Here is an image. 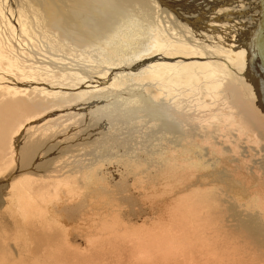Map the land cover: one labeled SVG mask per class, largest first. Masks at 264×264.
<instances>
[{
    "label": "bare ground",
    "instance_id": "1",
    "mask_svg": "<svg viewBox=\"0 0 264 264\" xmlns=\"http://www.w3.org/2000/svg\"><path fill=\"white\" fill-rule=\"evenodd\" d=\"M6 1H8L7 5H5L7 3L5 1V3H1L4 16H0V23H2V25L5 23L7 26L12 27L13 34L17 39L16 42L18 47L24 46L19 38L24 39L27 37V39L25 38V42L31 44L35 26L33 27V25H29L30 23L28 24L23 22L24 20L22 21L21 18L25 15L23 11L20 10L22 9L21 6L18 9L14 0ZM25 1H28L29 3L31 2L30 0ZM80 1L68 0L67 4L71 3L73 5L72 8L77 12L78 7L82 10L81 5L83 3ZM107 1L111 2L110 0ZM187 1L186 4H189ZM99 2L102 1L99 0ZM164 2L167 4L165 0ZM102 3L105 10L114 5L112 2L111 4H107L108 2L106 1L105 3ZM228 3L233 5L232 8L238 7V9H241V12L239 13V21L241 19V25L237 26V32H234L235 34L233 32L230 34H224L227 39L226 41L228 42L227 44H229L227 46L231 48V45H233L232 50L235 54L236 61L231 60L232 58H230L228 61L225 59L220 63V59L213 53L209 54L208 57L206 56V58L201 56L193 57V48L191 49L193 53H190L193 56L190 58H184L179 62H177V60L163 58L161 57L162 54L160 55L155 53V51H152V49L158 50L162 47L159 45L160 40L152 38H155L154 33L153 36H149V42L147 36H145L148 35L146 33H150L151 35L153 30L147 29L145 31L144 29L133 27L129 24L130 22H124L123 20L120 22V27L109 32L105 36V39H102L101 43L99 42L100 44H94L91 46V51L100 50L104 47L110 46V41L113 42L114 39L119 40L123 38L122 43L127 45L124 46L121 42H119L121 45L114 43L115 45H113V48L109 47V49H106L103 52L99 51V53L94 56L93 64L95 62L102 63L95 66L97 71H101L97 72L90 69L92 72L87 73L78 69V73L76 72L77 76L74 75L71 77L78 78L79 76V78H82L81 76H84L86 79L90 80L93 86L98 84L99 86H104V89H108L109 87L103 84L108 83L109 79L102 77L98 78L97 76L98 74L100 75L99 72H103L106 64L112 65L111 63H108V60L114 62L116 57H124L127 61L134 63V65L139 64L137 68H133V75L149 73L148 75L151 74L152 78L158 75L155 74L156 71H152V68L159 66L161 63L167 64L169 61H174V63L177 62V65L180 63L182 70H184L182 62L188 65H194L195 63L203 64L204 66H207V72L209 71V67L213 65L214 67L210 71L214 72V74H212L214 75V80L212 78L213 76L210 74L211 80H209V84L214 83L216 87L218 85V90L220 91L217 93L219 101L216 102V105L213 103L215 106L212 107L213 109H209L210 111L208 114V109H199L198 106H196L197 108H194V105L191 107L189 103H186L187 99L184 98L186 96H178L177 93L179 94L180 90L173 89L170 93H166L165 91L161 92V94L166 93L168 96L162 95L163 97H161V95L159 96L158 94V97L156 99L154 98L155 100L164 99L167 100V102L163 101L162 105L153 108L155 105L150 103V100H153V98H149L150 100L146 98V93L150 89H146L143 96H140V98L138 97L141 101V103L139 102L138 104L140 107L143 103L147 105L148 110L146 111L142 108L143 106L141 107L142 110L148 112L149 120H159L156 124H158L161 129L165 130L160 133L166 135L165 138L161 135V139L164 138V140L161 141L163 144L156 143L154 145L155 147H153L148 143V140V145L146 144L145 146H142V149H132L135 153L133 156L135 158L134 164L140 165L139 169L138 166L136 169H133V167L129 168L130 166L128 167V164L123 163L122 160H127V158L121 157L122 159H116L112 156L110 164L107 167L108 171L111 173L114 170L121 178V181L119 183L117 182V185H113V182L110 179H108V183L106 182L107 187L112 189V193L109 189L104 191L101 190V183H103L104 186L105 178L103 179L99 176L100 179L97 177V183L92 181L95 179L92 178V175L94 174L92 173L91 175V173H89L92 170V167L90 166L82 168V166H75V164L72 166L73 164L71 163L72 165L71 167L68 166L67 172L65 171L64 174L60 175L63 178L54 180H50L51 175L57 177L59 174L53 175V170L48 172V170H51L52 168H46L45 171L40 169L42 170V172L39 173V177L42 178V181L40 182L29 179L31 176H25L23 179L15 176V173L12 174L9 184H7L8 181L4 184L6 189H10L9 192L3 193L5 190V188H3L1 189L2 193H0V195H4V198L0 201V264H264V0H230ZM93 5L95 7L98 3ZM176 6H178V4ZM10 7H14V12L12 14L8 9ZM101 7L102 6L100 5V8ZM67 8L68 7H66V10ZM140 8L143 10L142 7ZM171 9H173V7ZM5 10L9 12L10 15L6 12L4 13ZM31 11H33V9L30 10V12ZM190 11L191 10H189V12ZM181 13L183 14V12ZM6 14L8 15L6 16ZM231 14H234V12H231ZM19 15L22 17H19ZM170 15H173V13L169 14V16ZM189 15L192 16V14ZM189 15L186 16L189 17ZM216 17H218V15ZM216 17L215 19H217ZM210 18L214 17L211 16ZM126 19L130 20V17L125 18L124 20ZM61 20L56 18L53 20L54 22H52V25L55 26L57 23L63 25ZM201 21H203L202 27L195 23V25H192L193 28L199 26L200 31L201 29L207 31V26L211 27L207 22V18L204 20L202 19ZM71 22H75V20H72ZM71 22L66 18L64 25H69ZM111 22L110 17L109 22H105L107 23L104 25L105 28H110ZM225 22L227 21L225 20ZM76 24L77 23L75 22L74 25ZM140 24L143 25L142 23ZM175 24L177 23H174V25ZM25 25L29 26L30 34H32V36L27 33L29 32V29L26 28ZM79 26L84 27L88 25ZM185 26L187 25L185 24ZM180 27H183L182 24ZM190 28L191 30L193 29L191 25ZM160 30L157 32L159 39L164 37V33ZM195 30L196 31L193 29L194 34L195 32H198V29ZM213 31H215V29ZM77 32L83 34L82 30H77ZM101 32L103 33V31ZM41 34L39 35L42 37L43 35ZM140 34H144L145 37ZM0 35H4V33L0 32ZM61 35L69 40L74 39L73 35H69L67 30L62 32ZM200 37L198 40H200ZM184 38H186L185 40H188L187 36ZM192 38L190 39V42L193 40L195 41V38L193 40ZM209 39H211V37ZM112 42L111 44H113ZM0 43V85L7 84V86L12 85L17 88L16 91L15 89L8 92L3 91L6 92V94L9 93L7 101L4 102L9 103L10 105L13 103L16 108H14L15 111L9 109V107H6L7 112L6 109H4L5 113L0 111V116L3 117L2 120H0H4L0 128V166L5 168V165L10 161L11 154H14V152L18 150L15 149L19 144L15 142H18L19 138L17 137L15 142L11 141V137L14 136L13 130L15 132H20L21 127L24 126L23 124L32 122L33 120L40 123L45 119H50L52 116L56 115L58 111H52L57 105L55 99H50L48 101L47 98L51 96H44L45 98H42L41 95L35 93V91L49 90L48 84L47 86L39 84V82L37 83L34 80H31L30 77L29 80L24 79L25 77L23 78V76H26L27 74L23 73L24 69L23 72H21L23 73L22 76L19 74L17 76L18 80L21 81H11V78L16 76V72L19 73L18 70L20 68H17L18 70L16 68L14 69L11 61L13 58L9 60V58L6 57L7 54L5 55V51L3 50V37L1 36ZM145 43H147V46H144ZM40 44L42 45L43 42ZM31 45H29V47ZM86 45L89 46L90 44ZM204 45L207 46L205 42ZM72 46L73 45H71V47ZM140 46L144 48H141ZM136 47H139V49L134 50L133 48ZM185 48L187 49V47ZM185 48L183 47V49ZM210 48L212 49L213 46ZM30 49L28 48L31 53L35 54L32 51L33 49ZM91 51L90 49L89 51L87 50L89 55L94 53H90ZM104 52L111 53V57L108 58L105 56L107 58L105 62L100 61ZM160 52H162V50ZM177 53H179V51ZM202 53V56H204L203 50ZM86 54L84 55L86 56ZM165 54L166 53L163 55ZM186 54L187 52L184 55L186 56ZM173 55L171 58H173ZM175 55L177 54L175 53ZM187 55L189 57V54ZM35 59L38 60L37 58ZM96 59H99V61H96ZM18 60H16L17 63ZM43 63L45 64V62ZM54 63L50 62L52 66L55 65V67L58 68L56 63ZM28 64H26L27 68H30L28 67ZM168 64L167 67L169 66ZM22 65L23 64H21V66ZM75 66L77 67V65ZM112 67L114 68L115 66ZM123 67L128 66L123 65ZM56 68L52 67V69ZM119 69V74L124 72L129 73V71L123 70L122 67ZM165 69H162V71ZM167 69L165 71H167ZM20 70L22 71V69ZM58 70L63 71L65 69L58 68ZM185 70L186 72H189V74L187 73L189 76L192 74L194 68L186 67ZM195 70L198 71L197 68ZM32 71H34V69ZM216 71L218 75L216 74ZM175 72L176 71H174V73ZM33 75H38L41 80L43 78L40 72ZM48 75L50 76L49 73ZM146 77H148L147 74ZM182 81L181 83H183ZM167 82H169V80H167ZM186 82L187 81L184 83ZM49 83H58L61 88L64 85L66 86V84L61 81L57 82V80L56 82L51 81ZM169 83L171 84L172 82L170 81ZM70 86L75 87L78 85L73 83V85ZM52 89L54 90V88ZM93 89L96 88L93 87ZM62 91L64 90H60V92ZM16 94L18 96H16ZM116 94V100L114 99V103L116 102L117 104L113 106L114 110L112 111L116 113L117 108L120 110L123 108V110L119 112V116L127 115V107L130 108L131 105H134L135 103L130 102V106H128V101L122 102L118 97L119 95H128L130 96L129 99H131L134 95L126 93L119 94L118 92H116ZM189 95L191 94L189 93ZM91 97L92 95L88 94L87 96V92H83L81 94H72L69 100L73 101L75 98L86 102L90 100ZM86 98L87 100H85ZM194 99L196 100V98ZM64 101L66 104H69L66 99ZM43 103L46 104L43 105ZM194 104H196V102H194ZM47 105H50V111L42 110V108H45ZM107 105H110V102H108ZM104 109L108 112H112L109 111L108 107H104ZM40 111L43 114L42 117L38 116ZM222 111L230 113H233L234 111L233 114L235 117H230L232 121L231 125L227 124L221 128L223 131L224 128L231 127L232 129L230 128V131L224 130L225 132L221 131L222 133H217L219 130L218 124H212L216 119H211L216 113ZM83 112L85 115L89 114L87 113V110ZM97 112L98 111H96V113ZM130 115L132 116L134 114L131 113ZM95 120L99 127L98 129L96 128L99 133L97 137L102 139V143L105 141L106 143L110 142L112 144L114 142V144H116L117 140L114 141L116 138L115 135H122L119 133L121 130H124L125 134H127L134 129V127L131 126L133 124L129 123L124 124L126 125V127H124L125 129H121L120 121L116 120V118L114 119V116L105 113L103 110H100L95 115ZM114 122L115 128L120 129L116 130L115 133L112 130L114 129ZM204 122H211V124L206 125L207 127L205 126V128H203L202 124H204ZM30 124L28 125L30 126ZM94 124L95 123H93V127H95ZM47 125L48 127H46ZM155 125L154 127L158 126ZM37 126L35 125V127ZM43 126L44 128L46 127V129L51 127L47 123L43 124ZM129 126H131L130 129ZM150 129L152 130V127ZM127 142H129V140H127ZM125 147H122V151H119V155L130 150L127 145ZM240 148H242V151ZM132 150H130V152ZM169 151L173 152L172 154L175 153V156L172 158L171 156L169 157ZM62 152H64V150ZM165 152H167V154L163 156L160 161H157V159L154 158V154L158 155L156 153L163 154ZM242 152L245 156L241 155ZM143 153H145V155H142ZM252 160L254 161V171L252 172H255V174L248 176L245 173H247L246 169H248V163L252 162ZM94 161H96V159ZM111 169L113 170L110 171ZM137 169L139 170V173L137 172ZM171 171H175V174L172 176L170 175V173H172ZM128 181H130V183H127ZM24 182L25 184H23ZM28 184L37 192L33 195L34 197L31 195L32 191L25 187ZM37 187L43 189L41 194H39ZM15 189L20 190L19 193L17 192L18 195H16L17 193L14 194ZM27 193H31L30 196L34 198V203H29V200H26ZM4 215H6L8 220L12 222L11 226H8L9 224L6 219H3Z\"/></svg>",
    "mask_w": 264,
    "mask_h": 264
},
{
    "label": "rangeland",
    "instance_id": "2",
    "mask_svg": "<svg viewBox=\"0 0 264 264\" xmlns=\"http://www.w3.org/2000/svg\"><path fill=\"white\" fill-rule=\"evenodd\" d=\"M4 1L7 2L5 4V5H7L8 1H6V0H0V4L5 3ZM14 1L16 2V7L18 9L21 6L22 9H20V10H22L24 15H25L24 16L25 18L19 15V17H22L21 18L22 21L24 20L23 22L28 23V24L30 23L29 25H33V27L34 26L35 27H34L33 39L31 42L32 45L25 42V38L27 39V37H25L24 39L19 38V40L22 42V44L24 46L18 47L17 42H16L17 39H16L15 35L13 34L12 27L7 26L5 23H3V25H2V23H0V32L4 33V35H0V36L3 37V42H4L3 43V50L5 51V55L7 54L6 57H8L9 60L11 58H13V59H11V61L13 63L12 67L14 69L15 68L16 69L17 68L22 69V71L20 69L19 70L17 69L19 71V73L16 72V74H15L16 76H13L11 78V81L12 80L21 81V80H18V77H17L18 74L20 76H22L23 73H27L26 76H23V78L25 77L24 79L29 80V77H30L31 80H34L37 83L39 82V84H44L46 86L48 84L49 90L35 91V93H37L38 95H41L42 98H45L46 96H51V97L47 98L48 101L50 99H55L57 105L55 106V109H52V111L54 110V111H58V112L56 115L52 116L50 119H45L44 121H42L40 123H38L36 120H33L32 122L23 124L24 126L21 127L20 132H15L13 130L14 136L11 137V141L15 142V139L17 137L19 138L18 142H15V143L19 144L15 149V150H17V149L18 150L16 152H14V154H11L10 161L5 165V168L0 166V193H2L1 189H3V188H5L3 193L9 192L10 189H6L4 184L6 181H8L7 184H9L10 178H11L12 174H14V173L16 174L15 176H17V177L24 179L25 176H31L29 179L40 182V181H42V178L39 177V173L42 172V170L45 171L46 168H48V169L52 168L51 170L47 169L48 172L53 170L54 171L53 175L59 174L57 177L51 175L50 180H54V179L63 178L60 175L64 174L65 171L67 172L68 166L71 167L72 164H73L72 166H74V164H75V166H82V168L88 167V166L92 167V170L89 173H91V175H92V173L95 175V176L92 175L93 176L92 178L95 180H92V179L91 180L95 181L96 183H97V177L99 178V176H100L103 179L105 178L104 186H103V183H101V190L102 191L109 189V187H107L108 179H110L113 182V185L114 184L117 185V182L119 183L121 181L119 174H116V172L113 169H111L110 171L113 170L114 173L113 172L110 173L108 171V168H107L110 164V160L112 159V156L115 157L116 159L127 158V160H122L123 163L128 164V167L130 166L129 168L133 167V169H136L138 166V169H139L140 165L134 164V160H135V158L133 157L135 154L134 150H137L139 148L142 149V146H145L147 144L148 140H149L148 143L153 147H155L154 145L156 143L163 144V142H161V141L164 140L165 135H166V134L164 135V133H160L162 131L164 132L165 130L161 129L160 126L158 124H156V122H158L159 120H156V119L149 120L148 119L149 115H148V112H146L148 110L147 105L144 103L142 104L143 107L142 106L141 107L146 110V111H143L142 108L140 107V105L138 104L139 102L141 103L139 98H140V96H143V93H145L144 91H146V89H150L146 93V98L147 99L153 98V100H150V99L149 100H150L151 104L155 105V106H153V108H155L156 106L162 105L163 101L167 102V100H164V99L163 100L162 99L155 100L158 97L157 96L158 94H159V96L161 95V97H163L164 95L168 96L166 94L167 92L170 93L173 91V89H178V90H180V92H179V94L177 93V95L178 96L181 95L182 97L186 96L184 98L187 99V101H186L187 104L189 103V105L191 107L194 105L195 106L194 108H197L196 106H198L199 109H208L207 112L209 114V111H210L209 109H213L212 107H214L217 104L216 102L219 101V98H218L219 96L217 93L220 92L218 90L219 89L218 85L216 87L214 83H212V84L210 83L211 85L209 84V80H211L210 74L211 75L214 74V72H211L210 70H212L214 66L211 64L212 68L209 67V71H208L211 73H208L207 68H206L207 66H204L203 64H200V63H195L194 65H188V64L182 62V67L184 65V67H183L184 70H182L180 63H178V65L176 63L181 61L184 58L192 57L193 55L190 54V53H193L192 51H194L193 57H195V56L200 57L201 56L203 58H206V56L208 57L209 54L213 53V54L217 55V57L220 59L219 60L220 63L222 60L227 59V61H228V59H230V58H232L231 60L236 61L235 60L236 59L235 54L232 50L233 45H231V48L229 46H227L229 44H227L228 42L226 41L227 39L224 36V34H230L231 32H233V33L237 32V30H238L237 26L241 25V19L239 21V18H240L239 13L241 12V9H238V7L232 8L233 5L228 3V2H230V0L229 1L228 0H198V1L197 0H189V1H187V0H174V1L165 0L167 4H165L164 0H157V1L156 0H110L112 3H114V5L111 6L107 10H105V7L102 3V2L105 3V1H106V2H108L107 4H111V2H109L107 0H101L102 2H99V0H81V1L78 0V1L83 3L82 4L83 7L81 5L82 10H80V8L78 7L77 12L72 8L73 5L71 3L67 4L68 0H30L31 1L30 3L28 1H25V0H14ZM47 1H48V3H47ZM94 1H95V3H94ZM168 1H170L171 3ZM186 1L189 4H186ZM32 2H34V3H32ZM97 3H98V5H96L94 7L93 4H97ZM2 4L0 6V16H4L3 11H2ZM177 4H178V6H176ZM65 5H67V6H65ZM100 5L102 6L101 8H100ZM187 5H189V6H187ZM49 6H50V8H49ZM59 6H61V7H59ZM179 6L181 7L182 10L180 9ZM66 7H68L67 10H66ZM140 7H142L145 12ZM172 7H173V9H171ZM178 7H179V10H178ZM182 7H184V8H182ZM28 8H30V9H28ZM34 8H35V10H34ZM8 9L10 10L11 14L14 12V7L13 8L10 7ZM32 9H33V11H31L32 12L31 13L30 10H32ZM147 9H148V11H147ZM24 10H25V12H24ZM177 10H178V12H177ZM189 10H191V11L189 12ZM180 11L183 12V14ZM5 12L10 15V13L7 12L6 10L4 11V13ZM34 12H36V13H34ZM231 12H234V14H231ZM172 13H173V15L169 16V14H172ZM8 14H6V16ZM189 14H192V16ZM69 15H71V16H69ZM136 15H138V16H136ZM186 15L187 16L189 15V17H191V18L187 17ZM215 15L216 16L218 15V17H216ZM140 16L142 19L140 18ZM211 16L214 18H210ZM110 17H111V21H112L111 25H110L111 27L105 28L104 25H106L109 22ZM129 17H130V20L129 19L124 20L125 18H129ZM215 17L217 19H215ZM56 18L58 20H61V18H62L61 21L63 22V25H59L57 23L58 26L57 25L53 26L52 22H54L53 20H55ZM66 18L68 20H70V22L72 20H75V22L77 24L74 25L75 22H71V23H69V25H64ZM177 18H179V19L181 18L180 20H182V21H180ZM205 18H207V22L211 25V27L207 26V28H206L207 31L203 30V29H201V31H200L199 26L202 27V23H203V21H201V20L202 19L204 20ZM114 19H116V20H114ZM138 19H140V20H138ZM40 20H41V23H40ZM121 20H123L124 22H130L129 24H131L133 27H138V28L144 29L145 31L147 29L153 30V32H151V35H150V33H146L148 35H145L148 38V42L150 41L149 36H153V33H154L155 38L154 37H152V38L156 39V40H160L159 45H161L162 47L158 50L152 49V51L153 52L155 51V53L160 54V55L162 54L161 57H163V58L170 59V60H172V59L177 60V62L174 63V61H169V62L166 61L167 64L169 63L168 67H167L166 63H161L159 65L160 68H159V66L153 67L152 71H154V72L156 71L155 74H158L157 76H155L158 79L157 80L155 77L152 78L151 74L148 75L149 73H144L143 75H141V74L133 75L132 74L133 68H137L139 66V64L134 65V63L127 61L124 57H116L114 59V62H111L110 60H108V63H111L112 65L106 64L105 68L103 69V72H99L100 75L98 74V76H97L98 78L102 77L105 79H107V78L109 79L108 83L103 84L105 86H108L109 87L108 89H104L103 88L104 86H99L98 84H95L93 86L91 84L90 80L86 79L84 76H81L82 78H79V76H78V78L71 77L74 75L77 76L76 72L78 71V69H80L83 72H87V73H90L92 71H97L95 66L102 64V63L95 62L93 64L94 56H96L99 53V51L103 52L106 49H109V47L113 48V45H115L116 43L119 44V42H121V44H124V43H122L124 38L119 39V40L114 39L113 42L110 41V43H109L110 46L104 47L100 50L91 51L92 45L100 44L102 42L101 40L105 39V36L109 32L116 29L117 27H120ZM225 20L227 22H225ZM231 20H233L234 22ZM189 21H191V22H189ZM194 21H196V22H194ZM105 22H107V23H105ZM140 23H142L143 25H141ZM174 23H177L175 25H177L178 27L175 26ZM183 23H185L187 26H185V24H183ZM195 23L199 24V26L193 28L192 25H195ZM54 24H56V23H54ZM78 24L79 25H88V26L83 27V26H79ZM181 24L184 27V28L182 27L183 29L180 27ZM190 25L194 29V31H196L195 29H198L197 30L198 32H195V34H194V31H193V29L191 30ZM114 26H116V27H114ZM132 26H131V28H132ZM26 28L29 29V26L27 25ZM35 29H37V30H35ZM160 29L162 30V33L165 34V35L163 34L164 37H161V39L158 38L159 36L157 33L158 30H160ZM180 29H182V30H180ZM214 29H215V31H213ZM66 30L68 31L69 35H71V34L73 35L74 39L69 40L65 36L62 37V35H61L62 32L66 31ZM77 30H82L83 34L78 33ZM56 31H58V32H56ZM101 31H103V33ZM199 31L201 34L199 33ZM39 32H41L42 34ZM27 33L30 34V29H29V32H27ZM166 33L167 34L169 33L170 35L168 34V36H167ZM184 33L185 34L188 33V34L185 35ZM39 34H41L43 36L41 37ZM196 34H197V36H196ZM198 34H199V36H198ZM140 35L144 36V34H140ZM30 36H32V34H30ZM186 36H187L188 40H185L186 38H184V37H186ZM199 37H200V40H198ZM210 37H211V39H209ZM216 37H217V39H216ZM191 38H192V40L195 38V41L193 40L190 42ZM173 40H175V41H173ZM201 40H202V42H201ZM76 41H78V42H76ZM131 41H132V39H131ZM197 41H198V43L200 41V43L198 44ZM41 42H43L42 45L40 44ZM111 42L113 44H111ZM177 42H179V43H177ZM204 42L207 44V46L204 45ZM213 42H215L216 44ZM189 43L190 44L192 43V44L190 45ZM86 44H90V45L88 46ZM121 44H119V45H121ZM188 44H189V47H188ZM29 45H31V46L29 47ZM71 45H73V46L75 45V46L71 47ZM181 45H182V47H181ZM197 45H201L202 47L197 46ZM124 46H127V45L124 44ZM144 46H147V43H145ZM212 46H213V48L211 49L210 47H212ZM59 47H61V48H59ZM86 47H89V48H86ZM183 47L184 48L187 47V49L186 48L183 49ZM28 48L29 49L32 48L33 49L32 51L35 54L31 53V51H30L31 49L28 50ZM141 48H144V47H141ZM192 48H193V50L191 51ZM200 48H201V50H200ZM226 48H228V49H226ZM89 49L91 51L90 53H92V52H94V53L89 55V52H87V50L89 51ZM133 49L138 50L139 47L138 48L136 47ZM150 49H151V47H150ZM150 49H148V50H150ZM180 49L182 52L180 51ZM71 50H73V51H71ZM74 50H75V52H74ZM161 50H162V52H160ZM171 50H172V52H171ZM202 50L204 52V56H202L203 55ZM163 51H164V53H166L165 55H163L164 54ZM178 51L180 54L177 53ZM197 51H199V52H197ZM81 52H83L84 54H86V53H88V54H86V56H85ZM183 52H184V54L187 52V54H189V57L187 54L185 56L183 54ZM175 53L177 55H175ZM197 53L201 54V55H198ZM91 55L93 56V59H92ZM172 55H173V58H171ZM223 55H225V56H223ZM105 56L109 58V57H111V53L110 52H104V54L101 56L100 61L105 62V60L107 59ZM164 56H167V57H164ZM168 56H169V58H168ZM18 57H19V60H18ZM20 58H21V60H20ZM35 58H37L38 60H36ZM81 59H83V60H81ZM16 60H18V63L16 62ZM19 61L21 64H23L22 66L19 63ZM27 61H30V62H27ZM81 61H84V62H81ZM96 61H99V59H96ZM198 61H200V60H198ZM43 62H45V64ZM50 62H52V63L55 62L56 65L58 66V68L65 69V70L59 71L58 68H56L55 65L52 66L50 64ZM86 62H88V63H86ZM154 62H156V61H154ZM201 63H203V62H201ZM26 64H28V67H30V68H27ZM49 64L53 68H56L57 70L52 69V67ZM85 64H87V65H85ZM179 64H180V66H179ZM189 64H191V63H189ZM205 64H208V63H205ZM75 65H77V67ZM123 65H127L128 67H123ZM165 65L168 69L165 67ZM62 66H64V67H62ZM112 66H115L114 68H116V69H114ZM177 66H179V67H177ZM198 66L200 69L198 68ZM67 67L69 68V70ZM120 67H122L123 70H125V71H129V73L124 72V73L119 74L118 72L120 71V69H119ZM186 67H193L194 68V70H192L193 71L192 74L189 75L191 77L188 76L189 72H186V70H185ZM161 68L162 69L166 68L167 71H165L166 69L162 71ZM196 68L198 69V71L195 70ZM201 68H202V70H201ZM205 68H206V70H205ZM23 69H24V72H23ZM31 69L32 70L34 69V71H32ZM90 69H92V71ZM49 70H50V72H49ZM53 70H54L55 75L53 74ZM172 70H174L176 72L174 73V71H172ZM44 71H45V73H44ZM98 71H101V70H98ZM199 71H201V72H199ZM21 72H23V73H21ZM30 72H32V73H30ZM39 72H40L41 76H43L42 80L40 79V77H38V75H36V76L33 75V74H37ZM48 73L50 74V76L48 75ZM51 73H52V75H51ZM202 73H204V74H202ZM146 74L148 77H146ZM216 74L218 75L217 71H216ZM80 75H82V74H80ZM176 75H178V76H176ZM201 75H204L205 78H204V76H201ZM51 76H52V80H51ZM158 76H159V78H158ZM212 76H213L212 78L214 80V75H212ZM173 77L174 78L176 77V78L174 79ZM206 77L208 80L206 79ZM166 79L169 80V82L171 81L173 84L172 83L170 84L169 82H167ZM56 80H57V82H60V81L63 82L64 84H66V86L65 85L62 86V84H61V86H62V88H61V87H59L58 83H51V84L49 83L51 81L56 82ZM180 80L181 81L183 80L182 81L183 83H181ZM195 80L197 81L198 84L196 83ZM185 81H187V82L184 83ZM111 82L113 83V85ZM73 83L77 84L78 86H75V87L70 86V85H73ZM174 83L177 86H175ZM160 84H162V85H160ZM179 85H180V87H179ZM0 86H1L0 87V94L2 93L0 95V111L4 112V109H6V112H7L6 107H9V109H13L15 111L16 108L14 107L13 103H11V101H10L11 105L9 103L4 102V101H7V97L9 96V93L6 94V92H3V91L8 92V91H12L13 89H15V91H16L17 88H15L12 85L7 86V84L6 85L1 84ZM208 86H209V88H208ZM93 87L96 89H93ZM153 87H154V89H153ZM52 88H54V90ZM59 88H61V89H59ZM85 88H87V89H85ZM192 88H194V89H192ZM212 88H213V90H212ZM181 89H183V90H181ZM60 90H64V91L60 92ZM161 90H163V91H161ZM26 91H28V90H26ZM164 91L166 93L161 94V92H164ZM83 92H87V96H88V94L92 95L91 99L86 101V102L77 100L75 98L73 99V101L69 100V98L72 94H81ZM116 92H118L119 94L126 93V94H130V95H134V97H132L131 99H129L130 96H128V95H124V96L119 95V97H118L121 99L122 102L128 101L129 102L128 106H130V102L135 103L134 104L135 106L132 104L130 107L132 110L129 107H127L129 115L127 114V115L119 116L120 115L119 112H121L123 110V108H121V110L117 108L116 113L112 111V110H114L113 106H115L117 104L116 102L114 103V99L116 100V95H117ZM187 92H189L191 95H189V93H187ZM213 92H215L216 94ZM205 93L207 94V96ZM209 93H210V95H209ZM199 95H200V97H199ZM16 96H18V95L16 94ZM120 96H122V97H120ZM215 96H216V98H215ZM62 97H64L69 104H66L64 101L65 99ZM189 97L192 99H190ZM194 98H196L197 101ZM85 100H87V98ZM129 100H131V101H129ZM132 100H134V101H132ZM136 100H138V101H136ZM135 101L137 102L138 105L136 104ZM154 101H155V103H154ZM158 101H159V103H158ZM108 102H110V105H107ZM194 102H196V104H194ZM213 103H215V105ZM44 104H46V103H43V105ZM104 107L105 108L108 107L109 111H112V112H108L107 110L104 109ZM122 107H125V106H122ZM129 109H130V111H129ZM42 110L50 111V105H47L45 108H42ZM86 110H87V113H89L87 115H85L83 112ZM100 110L105 111V113L110 114L111 116H114V119L116 118V120H119L120 121L119 123L121 125V127H120L121 129L126 127V125H124L126 123L133 124L131 126H133L134 129L127 134H125L124 130H121L119 133L122 135H118V134L115 135L116 138L114 139V141L117 140L116 144H114V142L112 144L110 142L106 143L105 141H104V143H102L103 142V141H101L102 139H100V137H97L99 135V133L96 130V128L98 129L99 127L97 126V122H95L96 121L95 115ZM96 111H98V112L96 113ZM117 112H118V115H117ZM94 113H96V114H94ZM131 113H133L134 115L131 116L130 115ZM213 113H214V111H213ZM233 113H234V111H233ZM233 113L222 111L220 113L219 112L216 113L215 114L216 116L215 115L213 116V118L211 120H213V119H216V120H214V122H212V124L213 123L218 124L219 130L217 133H222V132H225L226 130L230 131L232 129L231 127H228V128H224L223 131L221 130V128L223 126H225L227 124L228 125L232 124L230 117H235V115ZM38 116H40V117L43 116L41 111H40V114ZM2 118L3 117L0 116L1 120H2ZM1 120H0V128H1V125L3 124V121H4V120L3 121H1ZM115 122H114V129H112L114 131V133L116 132V130H120V129L115 128ZM45 123L49 124L51 127L46 129V127H48V125H47L44 128L43 124H45ZM93 123H95L94 124L95 127H93ZM28 124H30V126ZM209 124H211V122L210 123L204 122V124H202V127L205 128V126L209 125ZM35 125L36 126L38 125L39 127L38 126L35 127ZM154 125L155 126L158 125V126L154 127ZM131 126H129V129ZM90 127H93V128H90ZM151 127H152V130L150 129ZM95 131H97V132H95ZM7 133H6V137H7ZM46 135H47V137H46ZM161 135L164 138L161 139ZM152 138H154V139H152ZM127 140H129V142H127ZM88 143H89V145H88ZM126 145L130 150H132L134 148V150H132L133 152L132 151L130 152V150H127L126 151L127 155H126V153H123L124 155L123 154L119 155V153H120L119 151H122V147L123 146L125 147ZM219 145H220V143H219ZM153 147H151V148H153ZM63 150H64V152H62ZM240 150L242 151V148H240ZM95 152H96V154H95ZM103 153H107V154H103ZM172 153L173 152H171V151L168 152V156L169 157L171 156V158L175 156L174 155L175 153L174 154H172ZM156 154H158V155L154 154V158L157 159V161H160L163 158V156H165L167 154V152H165L163 154H161V153H156ZM95 155H96V157H95ZM101 155H107V156H101ZM142 155H145V153H143ZM241 155L245 156V154L243 152L241 153ZM142 157H144V156H142ZM95 159H96V161H94ZM102 159H103V161H102ZM34 160H35V162H34ZM67 161H69V162H67ZM92 163H94L96 166ZM253 163H254V161L252 160V162H249L247 165L248 169H246L247 173H245V174H247L248 176L255 174V172H252V171H254L253 170ZM56 166L57 167L60 166V167L57 168ZM59 168H62V169H59ZM12 169H14V170H12ZM40 169H42V170H40ZM138 169H137V172L139 173ZM60 170H62L63 172ZM95 172H96V174H95ZM171 172H172V173H170L171 176L175 174V171H171ZM25 173H28V174H25ZM97 174H99V175H97ZM18 175H20V176H18ZM137 176H138V174H137ZM127 183H130V181H128ZM23 184H25V182ZM120 185H121V183H120ZM25 187L29 188L32 191L31 192L32 194L30 193L32 196L35 194L36 191L29 184L26 185ZM37 189L39 191V194H41L43 189H41L39 187H37ZM109 191L112 193L111 188L109 189ZM17 192L19 193L20 190L15 189L14 194ZM18 193L16 195H18ZM28 193H29V191H28ZM28 193L26 194V200H29V203H34L35 202V200L33 198L34 196L33 197L30 196V194H28ZM31 197H32V199H31ZM3 198H4V195H0V201H2L1 199H3ZM32 200H34V201H32ZM3 219H6V221L9 224L8 226L12 225V222L10 220H8L6 215L3 216Z\"/></svg>",
    "mask_w": 264,
    "mask_h": 264
}]
</instances>
